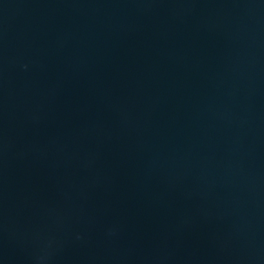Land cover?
Instances as JSON below:
<instances>
[{
	"label": "water",
	"instance_id": "obj_1",
	"mask_svg": "<svg viewBox=\"0 0 264 264\" xmlns=\"http://www.w3.org/2000/svg\"><path fill=\"white\" fill-rule=\"evenodd\" d=\"M0 264H264V0H0Z\"/></svg>",
	"mask_w": 264,
	"mask_h": 264
}]
</instances>
